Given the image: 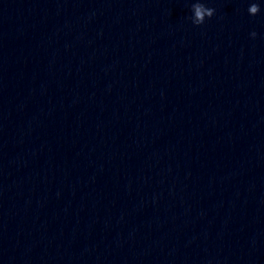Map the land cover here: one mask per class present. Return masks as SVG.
<instances>
[{
	"label": "clouds",
	"instance_id": "1",
	"mask_svg": "<svg viewBox=\"0 0 264 264\" xmlns=\"http://www.w3.org/2000/svg\"><path fill=\"white\" fill-rule=\"evenodd\" d=\"M259 5L254 3L252 7L249 9L251 14L254 16L259 12ZM214 9H206L203 5L197 4L195 5V24L200 25L204 23V17L207 15L209 18L213 16Z\"/></svg>",
	"mask_w": 264,
	"mask_h": 264
}]
</instances>
